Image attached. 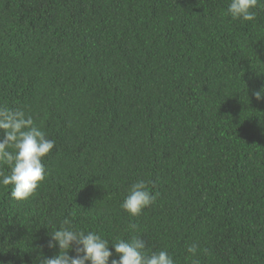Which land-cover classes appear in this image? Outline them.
<instances>
[{
  "label": "trees",
  "instance_id": "16d2710c",
  "mask_svg": "<svg viewBox=\"0 0 264 264\" xmlns=\"http://www.w3.org/2000/svg\"><path fill=\"white\" fill-rule=\"evenodd\" d=\"M228 3L0 0V103L55 140L33 196L0 185V264L56 255L66 216L177 264L194 241L200 264H264V0L253 21ZM141 178L157 199L131 217Z\"/></svg>",
  "mask_w": 264,
  "mask_h": 264
},
{
  "label": "clouds",
  "instance_id": "9594fccd",
  "mask_svg": "<svg viewBox=\"0 0 264 264\" xmlns=\"http://www.w3.org/2000/svg\"><path fill=\"white\" fill-rule=\"evenodd\" d=\"M261 2L229 0L225 15L233 21H253ZM252 95L264 100V84L258 90L253 89ZM0 131V165L6 164L9 169L8 174L0 170V185H11L12 199L27 200L48 175L43 160L55 147V140L37 125L33 114L24 108H11L6 103H0ZM157 195L149 191L146 180L137 179L127 189L120 207L129 216L139 217L144 209L155 203ZM129 228L135 229L136 225L130 223ZM48 235L47 247H58L60 251L51 257L44 256V246L40 245L33 264H177L167 248L149 250L142 235L110 240L98 230L76 228L67 216ZM70 251L75 255H70ZM201 251L206 249H201L197 241L187 245V264H200Z\"/></svg>",
  "mask_w": 264,
  "mask_h": 264
}]
</instances>
